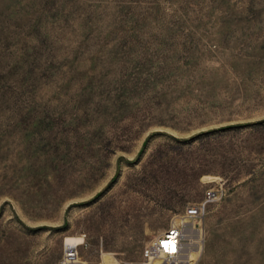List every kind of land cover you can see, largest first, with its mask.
Listing matches in <instances>:
<instances>
[{
  "label": "rangeland",
  "instance_id": "rangeland-1",
  "mask_svg": "<svg viewBox=\"0 0 264 264\" xmlns=\"http://www.w3.org/2000/svg\"><path fill=\"white\" fill-rule=\"evenodd\" d=\"M208 190L193 264H264V0H0V264H144Z\"/></svg>",
  "mask_w": 264,
  "mask_h": 264
},
{
  "label": "built area",
  "instance_id": "built-area-1",
  "mask_svg": "<svg viewBox=\"0 0 264 264\" xmlns=\"http://www.w3.org/2000/svg\"><path fill=\"white\" fill-rule=\"evenodd\" d=\"M215 195L214 190H208L201 202L185 208L178 224L149 241L141 254L144 264L153 260H159L161 264H191L190 254L199 255L203 248L204 230L201 222ZM77 257V248H64L61 264H76Z\"/></svg>",
  "mask_w": 264,
  "mask_h": 264
},
{
  "label": "bare ground",
  "instance_id": "bare-ground-1",
  "mask_svg": "<svg viewBox=\"0 0 264 264\" xmlns=\"http://www.w3.org/2000/svg\"><path fill=\"white\" fill-rule=\"evenodd\" d=\"M202 181H204V182H210L211 181V178H209V177L202 178ZM194 257H195V254H190V261H192L191 264H193ZM149 264H161V262L159 260H153V261H150Z\"/></svg>",
  "mask_w": 264,
  "mask_h": 264
}]
</instances>
